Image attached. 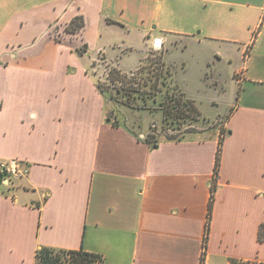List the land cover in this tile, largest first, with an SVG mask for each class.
<instances>
[{
  "label": "crops",
  "instance_id": "0c3cea01",
  "mask_svg": "<svg viewBox=\"0 0 264 264\" xmlns=\"http://www.w3.org/2000/svg\"><path fill=\"white\" fill-rule=\"evenodd\" d=\"M2 1L0 164L27 172L0 185V264H35L42 247L103 264H200L221 131L203 264H264V0ZM79 16L74 40L49 38L51 24ZM157 41L201 113L232 81L220 127L147 142L140 127L108 122L94 61L130 72ZM132 54L138 63L122 69Z\"/></svg>",
  "mask_w": 264,
  "mask_h": 264
},
{
  "label": "trees",
  "instance_id": "16d2710c",
  "mask_svg": "<svg viewBox=\"0 0 264 264\" xmlns=\"http://www.w3.org/2000/svg\"><path fill=\"white\" fill-rule=\"evenodd\" d=\"M70 25L72 27L71 33H77L84 26L83 18L80 16L76 17L71 21ZM81 51L84 52L83 50ZM144 58L141 60L140 65L130 72H121L117 68H111L107 75V81L111 82V85H108V82L104 84L99 83L97 85L98 90L101 93L106 91L105 87L109 88L108 90H113L107 91L108 98L116 104L132 109L146 111L150 103L157 104V111L162 115V129L165 130L174 131L186 124L191 126L199 121H203L204 123L209 121L203 117L196 101L191 99L182 86L175 80L176 68L167 62L165 49L163 50L162 48L157 54L154 53L153 56L149 54ZM221 135L215 156L200 264H203L210 230L212 205L217 190L221 144L225 132L221 131ZM155 138V135L149 133L145 136L144 140L153 142ZM166 138L169 140L175 139L174 137ZM6 176V173L0 169V185L6 179ZM258 240L260 242L264 241V225H261L259 228ZM35 264H103V257L83 249L60 250L42 247L35 253ZM230 264L263 263H240L236 260H231Z\"/></svg>",
  "mask_w": 264,
  "mask_h": 264
},
{
  "label": "rangeland",
  "instance_id": "374dc122",
  "mask_svg": "<svg viewBox=\"0 0 264 264\" xmlns=\"http://www.w3.org/2000/svg\"><path fill=\"white\" fill-rule=\"evenodd\" d=\"M0 30L2 29L5 21L7 20V14L4 12V4L3 1L0 0ZM14 9V8H13ZM71 25L69 24L68 26H62V25H57V22L51 24L48 28V36L50 39H52L56 43H62L67 42L69 43L70 41L74 40L76 38V33H71ZM43 45L44 50H43V56L42 54L38 57L39 60L47 61L49 60L48 56L44 57V54L48 52L47 49V44L45 42L41 43ZM163 46L162 44H159L158 46L150 45L146 57L150 54H157V52H160V49H162ZM83 50L84 52H80ZM159 50V51H158ZM164 50V48H163ZM176 51V50H175ZM76 52L82 53L81 55L87 54V46L82 42V40L79 42L78 47L76 48ZM16 51H12V55H16ZM78 53V54H80ZM176 55V52H172V57ZM145 57V58H146ZM144 58V59H145ZM7 62V60H4ZM1 62V64H4L5 62ZM82 64H87V61L84 59V61L81 60ZM138 63V55L137 54H132L130 56H126L123 58V61L120 63V66L122 69H129L132 67H135L136 64ZM141 63V62H140ZM146 63V62H143ZM140 65V64H139ZM174 66V65H173ZM175 67V66H174ZM111 68L115 67H110V64L107 63L105 58L102 55H99L96 61H94L92 68L90 71L91 75H94L93 77L96 80V84H104L108 82V85H111V82L107 81V75L110 72ZM122 72V71H121ZM196 73L192 74L193 80L196 77ZM175 80L181 82V78L179 76V73L176 72L175 74ZM195 85L200 84L199 80L194 81ZM180 85V83H179ZM103 86V85H102ZM256 85H253V87ZM231 87L232 91H234V84L231 81ZM106 91L102 92V95L106 96L107 100L113 104V109L109 111L108 113V122L114 121L115 117L117 118L118 122H121L129 127H140L142 130H144L146 133H150L153 135H157L160 137H174L176 138H182L188 134H193L196 132H201L205 129H212V128H217L222 125V121L225 119L224 113H227L229 111V105L233 101H235L236 95L231 91L228 90L227 94H223L222 91L218 92L217 94H214V100L217 102L218 106H213L211 107L210 105H203V109L205 110L207 114L205 115L204 113L203 116L210 118V115L212 117L217 116L215 118L218 121L212 120L207 121L204 123L203 121H199L198 123L188 126L187 124L182 126L179 129H176L174 131L172 130H165L162 129V115L159 111H157L158 107L157 104H152L150 103L149 106H147V110H138V109H132L126 106H122L119 104H116L112 100L108 98L107 91H113V90H108L109 88L105 87L104 88ZM101 92V91H100ZM217 97V98H216ZM150 108V109H149ZM219 116H222V121L221 119H218ZM117 122V121H116ZM15 176H6V179L3 181H7L8 183L11 182V180L15 179ZM2 181V184H3ZM1 184V185H2Z\"/></svg>",
  "mask_w": 264,
  "mask_h": 264
},
{
  "label": "built area",
  "instance_id": "2783aa9c",
  "mask_svg": "<svg viewBox=\"0 0 264 264\" xmlns=\"http://www.w3.org/2000/svg\"><path fill=\"white\" fill-rule=\"evenodd\" d=\"M0 169L6 173L7 176L20 177L26 174L27 169L21 165L17 160H10L0 164Z\"/></svg>",
  "mask_w": 264,
  "mask_h": 264
},
{
  "label": "water",
  "instance_id": "95a60500",
  "mask_svg": "<svg viewBox=\"0 0 264 264\" xmlns=\"http://www.w3.org/2000/svg\"><path fill=\"white\" fill-rule=\"evenodd\" d=\"M159 42L157 41L156 44H158Z\"/></svg>",
  "mask_w": 264,
  "mask_h": 264
},
{
  "label": "bare ground",
  "instance_id": "6f19581e",
  "mask_svg": "<svg viewBox=\"0 0 264 264\" xmlns=\"http://www.w3.org/2000/svg\"><path fill=\"white\" fill-rule=\"evenodd\" d=\"M159 44V43H158Z\"/></svg>",
  "mask_w": 264,
  "mask_h": 264
}]
</instances>
